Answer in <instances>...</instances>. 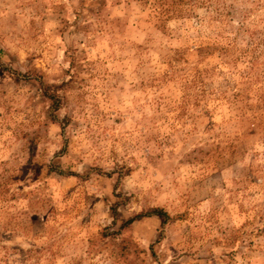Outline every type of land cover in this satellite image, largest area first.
Segmentation results:
<instances>
[{
    "label": "rangeland",
    "instance_id": "rangeland-1",
    "mask_svg": "<svg viewBox=\"0 0 264 264\" xmlns=\"http://www.w3.org/2000/svg\"><path fill=\"white\" fill-rule=\"evenodd\" d=\"M0 264H264V0H0Z\"/></svg>",
    "mask_w": 264,
    "mask_h": 264
},
{
    "label": "trees",
    "instance_id": "trees-1",
    "mask_svg": "<svg viewBox=\"0 0 264 264\" xmlns=\"http://www.w3.org/2000/svg\"><path fill=\"white\" fill-rule=\"evenodd\" d=\"M49 97L53 100L52 110H56L59 106V97L57 95H54V94H51ZM151 214H157V215L162 216V218H163L162 222H165L167 220V218L169 217V214L167 212H165L162 208L155 207V208H152L151 210H149L145 213H139V214H136V215L128 218L125 222H123V224L121 226L123 227L125 225H130L135 220L140 219L142 216H145V215L147 216V215H151Z\"/></svg>",
    "mask_w": 264,
    "mask_h": 264
}]
</instances>
